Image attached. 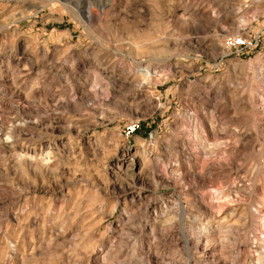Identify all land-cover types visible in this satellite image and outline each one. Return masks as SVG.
<instances>
[{
    "label": "rangeland",
    "instance_id": "1",
    "mask_svg": "<svg viewBox=\"0 0 264 264\" xmlns=\"http://www.w3.org/2000/svg\"><path fill=\"white\" fill-rule=\"evenodd\" d=\"M263 218L264 0H0V264H258Z\"/></svg>",
    "mask_w": 264,
    "mask_h": 264
},
{
    "label": "built area",
    "instance_id": "2",
    "mask_svg": "<svg viewBox=\"0 0 264 264\" xmlns=\"http://www.w3.org/2000/svg\"><path fill=\"white\" fill-rule=\"evenodd\" d=\"M250 46L247 40L242 38H236L234 40L229 41V47L234 50H244Z\"/></svg>",
    "mask_w": 264,
    "mask_h": 264
},
{
    "label": "bare ground",
    "instance_id": "3",
    "mask_svg": "<svg viewBox=\"0 0 264 264\" xmlns=\"http://www.w3.org/2000/svg\"><path fill=\"white\" fill-rule=\"evenodd\" d=\"M88 16H90V13H88ZM107 78V77H106ZM112 79V78H110ZM195 131V130H194ZM201 149V148H200ZM193 151V150H192ZM199 151V150H198ZM205 154H203L204 156ZM209 158V157H208ZM203 161V160H202ZM50 162V161H49ZM263 221H264V218H263ZM261 228V231H262V235L264 234V225L260 227ZM191 232V231H190ZM189 233V231H188ZM185 236V235H184ZM186 237V240H185V244L186 245H190L192 247H195L196 245V241H192V238L194 237L192 234H190L189 236H185ZM194 239V238H193ZM187 248V247H185ZM258 264H264L263 262V259H257L256 261Z\"/></svg>",
    "mask_w": 264,
    "mask_h": 264
},
{
    "label": "clouds",
    "instance_id": "4",
    "mask_svg": "<svg viewBox=\"0 0 264 264\" xmlns=\"http://www.w3.org/2000/svg\"><path fill=\"white\" fill-rule=\"evenodd\" d=\"M98 239H99V238H98ZM145 255H146L147 257H150V256H151V245H149L147 251L145 252ZM70 256H71V253H70Z\"/></svg>",
    "mask_w": 264,
    "mask_h": 264
}]
</instances>
